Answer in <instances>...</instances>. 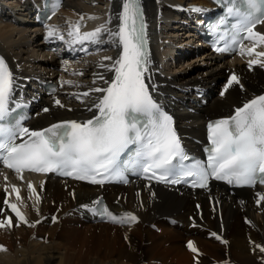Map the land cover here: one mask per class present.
Here are the masks:
<instances>
[{
    "label": "bare ground",
    "instance_id": "6f19581e",
    "mask_svg": "<svg viewBox=\"0 0 264 264\" xmlns=\"http://www.w3.org/2000/svg\"><path fill=\"white\" fill-rule=\"evenodd\" d=\"M122 2L66 0L51 25L68 33L70 26L79 21L81 32L92 31L100 25L115 32ZM144 2L153 37L149 85L162 99L173 102V107L193 87L207 88L212 95L207 106L198 108V113L179 111V123L185 126L186 135L200 133L206 115L230 114L245 101L264 94V67L260 64L248 67L249 60L264 61V57H257L255 53L250 56L245 51L222 64L215 62L207 51L183 60L188 51L194 53V45L199 43L194 32L185 30L187 25L183 21L188 23L187 14L194 11L195 4L209 5L208 0ZM30 3L31 0H0V50L12 64L17 85L27 87L34 78L47 74L60 83L56 95L41 100L35 112V125L43 127L60 120L92 117L96 110L87 109L101 94L82 97L83 102L73 94L106 87L98 75L110 80L114 73L99 65L110 66L119 57L121 48L106 32L94 42L96 51L90 57L73 60L63 45L57 53L43 52L37 28L31 27V20L27 18ZM259 29L264 33V25ZM252 43H246L245 48ZM89 44L93 46L92 42ZM256 51H264V46H258ZM233 74L239 77L240 84H234L222 96ZM57 99L64 107L55 104ZM45 108L49 111L45 112ZM4 176L8 179L0 178V209H3L0 219L11 216L13 226L0 228V245L5 249L0 250V264H264V253L259 249L253 251L255 245L264 246V201L256 203L257 193L264 194L263 188L244 189L235 194L215 184L203 191H192L144 181L97 186L27 173H23V180L16 173ZM28 182L39 194L38 202L36 194L27 187ZM11 185L20 189L21 200H17ZM101 196L108 199L114 214L130 212L138 217V222L95 224L88 217L87 208L82 206H92ZM5 199L17 204L28 224L19 221L4 204ZM171 217L185 225L169 226L165 219ZM155 224L162 235L150 228ZM188 241L194 243L197 253L187 247Z\"/></svg>",
    "mask_w": 264,
    "mask_h": 264
},
{
    "label": "snow or ice",
    "instance_id": "6c2138e0",
    "mask_svg": "<svg viewBox=\"0 0 264 264\" xmlns=\"http://www.w3.org/2000/svg\"><path fill=\"white\" fill-rule=\"evenodd\" d=\"M229 4L231 6L226 5L227 16L235 18V31L230 34L231 44L216 46L214 50L226 52L235 46L241 55L247 51L250 56L255 53L257 57H264V51H256L258 46H264V33L255 31L257 25H264V0H229ZM193 10L202 11L200 8ZM118 19L120 23L115 32L106 25L81 32L79 21L70 26V43L96 42L102 33L107 32L122 49L110 66L99 65L114 73L110 80L98 75L97 78L103 80L106 87L73 94L81 102L82 97L101 94L87 109L96 110L93 117L84 121H62L41 130H31L15 120L14 116L9 119L17 87L16 77L0 57V165L14 170L21 180L23 173L28 171L56 173L103 185L113 180L127 183L125 173L132 171L146 180L173 185L187 183L191 178L192 187L203 189L208 188L212 179L235 186L264 184V94L245 101L231 115L210 121L207 124L208 144L204 148L206 159L190 157L182 146L172 116L154 101L145 83L149 60L140 0H123ZM220 23L224 24L225 19L221 18ZM227 34L222 33L219 40H224ZM47 38L65 39L56 26L48 27ZM245 40L253 42L252 46L245 48ZM103 59L112 60V57ZM256 64L264 67V61L259 59L248 61L249 68ZM64 83L72 84L73 81ZM234 84H240L235 74L230 76L221 95ZM55 104L64 107L58 99ZM126 151L131 155L127 161H122ZM27 187L36 194L38 202L40 197L33 184L28 182ZM11 188L17 200H21L20 189L16 185H11ZM257 195L259 199L256 203L260 204L264 201V194ZM4 204L10 207L20 222L28 224L17 204H10L8 199L4 200ZM93 204L100 205L101 201H94ZM82 207L89 208L88 205ZM91 210L112 223L125 225L138 222V217L130 212L117 215L106 206ZM55 219L53 217L54 222ZM12 226L11 216L0 219V228ZM212 235L216 236L215 233ZM216 238L221 239L219 236ZM187 247L194 253L198 252L192 241L187 242ZM256 249L264 253V246L255 245L253 251ZM0 250H5L2 245Z\"/></svg>",
    "mask_w": 264,
    "mask_h": 264
},
{
    "label": "rangeland",
    "instance_id": "374dc122",
    "mask_svg": "<svg viewBox=\"0 0 264 264\" xmlns=\"http://www.w3.org/2000/svg\"><path fill=\"white\" fill-rule=\"evenodd\" d=\"M185 54V53H184ZM186 56L183 58V60L184 61H186L187 59L188 60H191V59H193L194 58V56H196L195 54H185ZM170 68V67H169ZM169 68H168V70H169ZM96 224V223H95ZM150 227V226H149ZM151 229L153 228V227H150ZM156 234H158V235H162V233H160V231H158V230H156V229H152ZM192 252V251H191ZM163 259H161L160 261H162Z\"/></svg>",
    "mask_w": 264,
    "mask_h": 264
}]
</instances>
